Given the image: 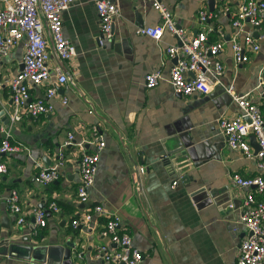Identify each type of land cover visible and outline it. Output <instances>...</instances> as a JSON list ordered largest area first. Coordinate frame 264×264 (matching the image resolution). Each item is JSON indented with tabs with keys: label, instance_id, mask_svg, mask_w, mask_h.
<instances>
[{
	"label": "crops",
	"instance_id": "crops-1",
	"mask_svg": "<svg viewBox=\"0 0 264 264\" xmlns=\"http://www.w3.org/2000/svg\"><path fill=\"white\" fill-rule=\"evenodd\" d=\"M95 0H78L62 13V32L75 48L76 56L59 61L51 49L50 66L61 65L68 84L59 89L68 98L67 105L53 101L52 113L36 120L24 117L11 127V142L22 144L25 151L0 156L6 168L0 174V243L33 246L74 243L73 253L83 254L81 264H103L93 258L101 244L115 248L101 236L106 216L95 215L88 227L72 226L93 206L99 205L121 219V230L132 238V245L144 258L140 264H236L238 248L245 237L239 222L240 206L249 189H239L232 181L238 174L250 178L258 174L255 161L229 149L217 122L221 117L234 118L237 105L224 93L234 86L238 95H248L256 104H264V24L253 31L259 51L249 53V61L235 67L230 40L234 30L228 16L200 23L199 10L214 9L213 0H162L171 10L178 28L187 35L212 29L210 39L224 35L225 50L220 59L225 66L221 88L212 97L180 96L172 92L169 72L175 61L166 48L179 46L168 33L160 42L142 36L138 30L159 23L160 18L149 3L109 0L116 5L112 39L98 47V17ZM244 0H226L234 10ZM264 1V0H261ZM1 8V5H0ZM23 47H15L0 58V126H5L13 112L9 80L21 71ZM156 69L161 80L154 89L144 87V76ZM44 90L31 87L32 98H41ZM91 112V113H90ZM104 143L88 201H78L79 158L83 151L93 152V129ZM75 144L63 148L67 133ZM190 134L199 143L200 161L189 175L193 181L181 182L162 166V141L174 134ZM63 154L58 179L42 186L35 179L40 171L54 166ZM47 157V162L42 158ZM56 157H59L58 159ZM139 167L145 173L133 175ZM173 182H177L175 186ZM231 192V203L239 205L229 211L194 196L199 189ZM11 190L19 195L23 209H43L47 225L35 230L31 215L16 224L15 215L6 206ZM55 203L60 211L49 212ZM5 220V221H4ZM33 220V221H32ZM7 225L5 229L2 226ZM27 238L26 243L23 239ZM0 264H32L0 255Z\"/></svg>",
	"mask_w": 264,
	"mask_h": 264
},
{
	"label": "built area",
	"instance_id": "built-area-1",
	"mask_svg": "<svg viewBox=\"0 0 264 264\" xmlns=\"http://www.w3.org/2000/svg\"><path fill=\"white\" fill-rule=\"evenodd\" d=\"M77 1L0 0V58L8 56L19 45L23 47V68L8 82L13 112L8 123L0 126V156L26 150L22 144L11 142V127L14 123L20 122L24 117L36 120L52 113L54 100H58L61 105L68 104V98L59 94V89L68 84L67 74L61 65L51 67L50 58L51 49L62 63L76 56L74 46L65 39L62 32V13ZM131 1L149 3L160 18L156 25L139 29L140 35L158 43L168 33L179 42V46H170L165 50L167 57L175 61L169 72V84L174 94L188 97L208 96L221 88V81L225 76V66L220 59L226 45L223 33L219 32L215 41L210 39L213 31L209 28L193 36L187 35L183 29L177 27L171 10L162 0ZM215 1L218 5L213 11L199 10L198 20L205 24L219 16H228L234 30L230 40L232 61L235 67L247 63L249 53L259 51L258 40L254 38L253 31L264 24V1L244 0L234 10L226 0ZM94 6L99 25L96 44L104 47L113 37L112 27L119 17V11L109 0H95ZM261 37L264 38V35ZM160 80L161 71L156 69L144 76V87L154 89ZM31 87L43 88V96L32 98ZM223 88L224 93L237 105L238 112L234 118L221 117L217 122L218 130L229 149L255 161L258 172L250 178L232 175L235 186L249 189L240 206L239 222L246 235L238 248L236 264H264V104L252 102L248 95H238L233 85ZM92 133L94 139L91 144L95 145V149L93 152L83 151L78 163L76 195L82 204L88 201L89 189L94 183L100 153L104 148V143L98 140L95 128ZM250 137H254L257 151L250 145ZM74 144L73 133H67L63 148L67 149ZM63 158L60 153L59 162L40 171L35 181L42 186L56 181L63 166ZM5 172L6 168L0 165V174ZM144 173V167L137 169L133 175L135 184L137 176ZM176 184L177 182L172 183L173 186ZM5 200L9 212L15 215L18 226L25 223L27 215H31L35 230L46 227L47 212L39 208L23 209L16 191L11 190ZM48 210L53 213L60 211L55 203H50ZM95 215L106 216L101 236L115 248L110 249L107 243L101 244L96 247L93 258L103 264H140L144 255L133 247L131 236L121 230V219L101 206H93L80 218L73 220V228L90 226ZM1 231L0 226V236ZM74 256L80 260L83 254L77 252Z\"/></svg>",
	"mask_w": 264,
	"mask_h": 264
},
{
	"label": "water",
	"instance_id": "water-1",
	"mask_svg": "<svg viewBox=\"0 0 264 264\" xmlns=\"http://www.w3.org/2000/svg\"><path fill=\"white\" fill-rule=\"evenodd\" d=\"M215 0H213L214 3ZM210 11H213L210 8ZM113 30V27H112ZM21 70L23 64L21 65ZM217 88L214 93L209 96L212 97L213 94H216ZM7 124L8 119L5 121ZM250 145L252 148L257 151L258 147L255 143L254 137H250ZM162 146L164 149V154L161 159L162 166L168 171L171 175H177L181 178V182L188 184L193 181V177L189 175L194 169L195 164L200 161L199 153L201 149L199 148V143L196 142L193 137L188 133L186 135L174 134L162 141ZM3 156V155H2ZM57 159L59 157H56ZM47 157H43L42 161L49 165L47 162ZM194 196H199L203 198L205 202L214 204L218 208L227 209V211L236 208L239 203L230 207L231 203V192L226 188L223 192L213 191L211 189H199L196 191ZM5 221V220H4ZM2 226L5 229L9 227L4 225ZM33 221V220H32ZM27 238L23 239V242L26 243ZM75 244L67 241L64 245H51V246H33L28 244H9L8 242L0 243V255L9 256L12 258H17L23 261H27L32 264H81L80 260L74 256L72 252Z\"/></svg>",
	"mask_w": 264,
	"mask_h": 264
}]
</instances>
